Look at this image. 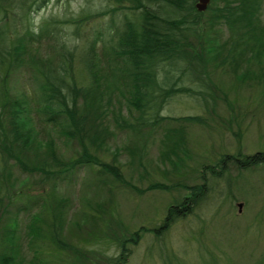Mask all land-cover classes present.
<instances>
[{
	"label": "trees",
	"instance_id": "trees-1",
	"mask_svg": "<svg viewBox=\"0 0 264 264\" xmlns=\"http://www.w3.org/2000/svg\"><path fill=\"white\" fill-rule=\"evenodd\" d=\"M51 1L0 0V264H62L59 254L63 252L75 255L80 264H125L130 245L138 244L143 234H156L161 228L140 227L128 233V227L117 224L118 237L114 233L109 237L115 244L116 255L107 257L97 253L89 257V249H82L65 237L66 197H53L55 184L68 179L78 169L94 166L98 172L110 175L113 183L138 192L117 166L102 162L91 153L88 142L103 146L107 135L112 133L106 124L109 121L118 131L136 135L139 143L129 148V154L132 163L136 161L142 166L146 140L158 128L159 121L202 124V116L168 117L160 112L172 96L191 92L209 109L208 99L213 97V89L209 88L206 68L216 60L237 81L248 78L264 85V22L261 21L264 0H211L203 12L195 8L197 0H106V10L93 12L82 8L78 13L64 8L72 0H55L65 9L63 14L42 16L36 22L35 17ZM107 13L113 17V26L115 16L119 22L109 36L115 41L108 47L106 59L108 76L115 82L121 79V86L125 87L117 95V107L111 105L110 99L118 85L108 92L100 90V80H107V74H97L99 64L93 55L96 38L84 45L80 54L84 72L81 76L88 82L84 85L75 78L77 40L63 33L73 26L78 38L79 28ZM222 29L228 33L226 39L219 42L218 37H210V32L218 36ZM44 42L50 44L53 56L40 55ZM242 65L245 66L239 73ZM251 65L256 66V72L251 70ZM17 74L26 75L34 85L32 98L20 89ZM183 78L195 83L198 90L181 86ZM126 100L128 107L122 104ZM31 112L38 114L48 132L57 128L67 141L76 143L77 149L71 157L57 152L49 133L47 138L40 137L32 124ZM166 130L160 144L168 147V152H163L160 158L173 165L177 161L183 163L185 139L181 129ZM10 162L12 168L28 176L37 175L33 187L24 184L14 188L9 181ZM228 162L238 169L256 168L264 165V152L224 155L215 164L202 166L201 183L191 186L182 183L189 193L168 205L162 228L167 229L171 223L191 214L209 191L205 173L223 177ZM146 189L168 190L166 184L160 183L150 184ZM179 207L182 209L177 211ZM101 219L100 215L89 217L96 225ZM260 221L257 215L253 224L259 226ZM117 229L112 231L118 233ZM26 246L32 250L30 258L23 253ZM44 249L52 250L53 256L42 255ZM253 256L245 259L248 264ZM204 264L218 263L211 258ZM252 264H264V256Z\"/></svg>",
	"mask_w": 264,
	"mask_h": 264
},
{
	"label": "rangeland",
	"instance_id": "rangeland-1",
	"mask_svg": "<svg viewBox=\"0 0 264 264\" xmlns=\"http://www.w3.org/2000/svg\"><path fill=\"white\" fill-rule=\"evenodd\" d=\"M107 4L106 0H72L65 4L64 8L69 12L78 13L82 8L92 11L106 10ZM65 9L52 0L38 13L35 21L38 22L42 16L61 15ZM128 16L131 17L129 13ZM112 18V15L107 13L102 18L89 22L79 28L78 38L74 34L73 26L66 28L63 33L77 40L79 48L74 58L75 78L84 85H88V82L81 76L84 72L80 54L85 49L84 45L96 38L93 55L99 64L100 71L97 74H107V80H100V90L108 92L118 85L110 99L111 105L117 107V95L125 87L121 86V79L115 82L108 76L109 70L106 67L108 47L115 41V38L109 39V36L114 27L119 26L116 16L115 25H112ZM261 21L264 22V4ZM97 33L101 34L97 36ZM227 36L225 29H222L218 36L210 32V37H218L219 42ZM39 53L43 57L53 56L48 42L41 45ZM244 66L238 70L239 73L243 71ZM250 68L255 71L256 66L251 65ZM206 69L211 83L209 88L213 89V97L208 99L211 102L209 109L203 106L198 95L191 92L172 96L160 112L162 116L168 117L202 116L204 121L202 124L159 121L158 128L146 140L142 166L136 161L132 163L129 154V148L136 145V142L139 143L136 135L128 131H118L109 121L106 124L112 133L105 138V144L97 146L88 142L89 151L100 161L117 166L123 178L133 184L138 192L113 183L110 175L98 172V167L94 166L78 169L67 177L68 179L55 184L53 197H66L65 237L76 246L89 249L87 256H96L97 253L107 257L116 255L115 244L109 237L113 233L114 237H118L120 231L117 224L128 227V233L140 227L161 228L156 234H143L138 244L130 245V254L125 264H204L206 259L210 261L211 258L218 264H248L245 259L256 254L252 257L254 259L249 261V264H252L257 258L264 256L262 164L256 168L238 169L228 162L225 173L220 178L207 171L205 177L209 191L206 198L191 214L171 223L167 229L162 228L166 221L168 205L181 200L189 193L183 185L201 183L202 166L213 165L224 155L236 156L240 153L244 156L264 152V85L256 84L248 78L245 81H237L232 73L226 72L225 68L218 65L217 60ZM16 76L20 89L32 98V82H29L26 75ZM174 76H177L176 73ZM179 84L191 91L197 88L195 83H190L185 78ZM104 96L107 97L108 94ZM105 101L106 98L103 103ZM122 104L128 107L127 100ZM125 112L124 108V115ZM30 118L40 137L47 138V133L50 134L60 155L71 157L74 154L77 149L74 141H67L57 128L48 132V127L41 124L35 112H31ZM175 127L182 131L185 150L182 152L183 163L177 161L173 165L167 159L160 158L163 152H168V147L161 146L160 140L166 129ZM9 172V181L14 184L15 189L24 184L29 188L34 186L32 181L37 175L28 176L18 168H12L11 162ZM155 183L166 184L168 190L146 189ZM239 203L242 204L240 210ZM181 209L179 207L177 211ZM99 215L102 219L98 225L89 221V217L92 219ZM257 215L261 219L259 226L253 224ZM114 229H117L118 233L116 230L112 231ZM23 253L26 258L32 256V250L27 249V246L24 247ZM53 254L50 249H44L42 253L50 258ZM59 257H62V264L81 263L69 252L60 253Z\"/></svg>",
	"mask_w": 264,
	"mask_h": 264
},
{
	"label": "water",
	"instance_id": "water-1",
	"mask_svg": "<svg viewBox=\"0 0 264 264\" xmlns=\"http://www.w3.org/2000/svg\"><path fill=\"white\" fill-rule=\"evenodd\" d=\"M210 3V0H197L195 7L198 11L202 12L205 11ZM241 207V204H239Z\"/></svg>",
	"mask_w": 264,
	"mask_h": 264
}]
</instances>
